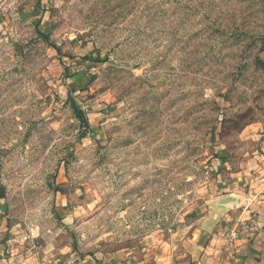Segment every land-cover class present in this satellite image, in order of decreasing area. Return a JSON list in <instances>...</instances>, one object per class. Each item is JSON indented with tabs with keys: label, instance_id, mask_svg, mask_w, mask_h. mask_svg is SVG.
<instances>
[{
	"label": "rangeland",
	"instance_id": "rangeland-1",
	"mask_svg": "<svg viewBox=\"0 0 264 264\" xmlns=\"http://www.w3.org/2000/svg\"><path fill=\"white\" fill-rule=\"evenodd\" d=\"M263 153L264 0H0L5 249L197 264L211 182Z\"/></svg>",
	"mask_w": 264,
	"mask_h": 264
},
{
	"label": "crops",
	"instance_id": "crops-1",
	"mask_svg": "<svg viewBox=\"0 0 264 264\" xmlns=\"http://www.w3.org/2000/svg\"><path fill=\"white\" fill-rule=\"evenodd\" d=\"M243 165L239 171L223 176L219 173L211 182L208 234L190 241L193 251L189 254L197 258V264H264V153ZM234 226L237 236L230 240L227 233ZM11 241H5L6 249L0 245V264L66 263L53 252L41 256L36 252L16 254ZM110 258L116 260L98 263L93 256L90 262L82 259L77 264H144L132 253L124 257L113 254Z\"/></svg>",
	"mask_w": 264,
	"mask_h": 264
},
{
	"label": "built area",
	"instance_id": "built-area-1",
	"mask_svg": "<svg viewBox=\"0 0 264 264\" xmlns=\"http://www.w3.org/2000/svg\"><path fill=\"white\" fill-rule=\"evenodd\" d=\"M238 229H237V227H231V228H229V230H228V233H227V238L228 239H234L236 236H237V231Z\"/></svg>",
	"mask_w": 264,
	"mask_h": 264
},
{
	"label": "trees",
	"instance_id": "trees-1",
	"mask_svg": "<svg viewBox=\"0 0 264 264\" xmlns=\"http://www.w3.org/2000/svg\"><path fill=\"white\" fill-rule=\"evenodd\" d=\"M82 119V118H81Z\"/></svg>",
	"mask_w": 264,
	"mask_h": 264
}]
</instances>
